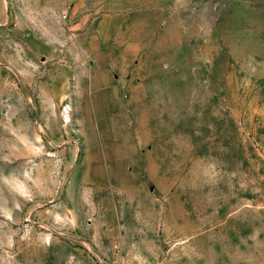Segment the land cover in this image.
I'll return each instance as SVG.
<instances>
[{
	"label": "rangeland",
	"instance_id": "obj_1",
	"mask_svg": "<svg viewBox=\"0 0 264 264\" xmlns=\"http://www.w3.org/2000/svg\"><path fill=\"white\" fill-rule=\"evenodd\" d=\"M0 264H264V0H0Z\"/></svg>",
	"mask_w": 264,
	"mask_h": 264
}]
</instances>
